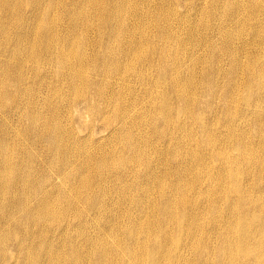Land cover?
Here are the masks:
<instances>
[{
  "label": "bare ground",
  "instance_id": "obj_1",
  "mask_svg": "<svg viewBox=\"0 0 264 264\" xmlns=\"http://www.w3.org/2000/svg\"><path fill=\"white\" fill-rule=\"evenodd\" d=\"M18 1L0 0V264H264V0Z\"/></svg>",
  "mask_w": 264,
  "mask_h": 264
},
{
  "label": "rangeland",
  "instance_id": "obj_2",
  "mask_svg": "<svg viewBox=\"0 0 264 264\" xmlns=\"http://www.w3.org/2000/svg\"><path fill=\"white\" fill-rule=\"evenodd\" d=\"M17 2H19L21 5H20V7H21V9H24V5H23V2L22 1H18V0H16ZM199 2L201 1V0H198ZM203 2L204 1H207V0H202ZM201 1V3H203ZM206 2H204L203 4H205ZM186 6V5H185ZM180 8H182V9H180ZM179 9H180V11H184V8L181 6ZM190 9H192V10H190ZM194 9V10H193ZM197 9H198V7H197ZM186 11H189V12H187V13H189V18H191V19H193V17L195 18V16H196V18H195V20H201V17H202V19H203V15L201 14V16H200V13H198V11L195 9V8H186L185 9V12ZM195 11H197V12H195ZM196 13V14H195ZM194 16H193V15ZM200 19H199V18ZM194 20V19H193ZM60 21V20H59ZM58 21V22H59ZM197 21V29L201 26V28H200V30L202 31V33H203V30H202V28H205L204 27V25H202L203 23H200V22H203V20L202 21ZM61 23H63V21H60ZM60 22L59 23H57V24H60ZM201 24V25H200ZM199 25V26H198ZM29 28H33V25L32 24H30V22L29 21H27L26 23H23V24H21L19 27H18V29L19 30H21V31H23L24 32V30H27L28 32H29V34H28V36L27 37H25V41H29L31 38H32V29H29ZM199 29H198V31H200ZM210 37H211V35H209ZM208 36V40H210V41H216L217 40V36H212L211 38ZM210 38V39H209ZM215 40H214V39ZM11 41V42H10ZM9 42H7L6 43V45L7 44H9L10 46H11V49L8 51V53L10 54V56H14V57H17L19 54H18V51H16V49L15 48H13V44L15 43V41H12V40H10ZM215 43V42H214ZM221 43V41L218 39V41H216V44L218 45V44H220ZM218 48V47H217ZM185 51H187V52H189V48L187 49V50H185ZM214 52H212V54H218V53H220V49L218 48V51L216 50V49H214L213 50ZM202 51H200L199 53L200 54H198V53H196L197 55L196 56H198L199 57V59L200 58H204L205 57V53H201ZM187 54H189V53H186L185 55L186 56H183L182 57V59H186V60H182V61H184V63L183 64H185L186 62H187V64H185V65H187V66H189V63H190V66H193L194 64V67H195V70H194V75L195 76H199V74H201L202 75V73H200L201 71H202V69L205 67H210V66H208V65H203V67L202 66H200V65H202V64H204V61L206 60V61H208L207 63L210 65V63H214L215 62V60H214V58L212 59V57H205L202 61L203 62H201V59L199 60V62L198 63H196L195 62V60L194 59H192V58H190L191 56L190 55H188L187 56ZM203 55V57H202V55ZM200 55H201V57H200ZM186 57V58H185ZM197 57V58H198ZM188 58H190V59H188ZM210 58V59H209ZM188 59V60H187ZM208 59V60H207ZM189 61H191V62H189ZM192 61H194L195 63L193 64L192 63ZM212 61V62H211ZM189 62V63H188ZM191 63H192V65H191ZM241 63H245V62H241ZM197 64V65H196ZM200 64V65H199ZM224 64V63H223ZM211 65H213V64H211ZM226 65H228V64H226ZM225 65V68L227 67ZM199 66V67H198ZM260 66H261V64H260ZM200 67H202V69L200 68ZM5 65H4V63L3 62H0V79L1 80H4L5 81V79L7 78L6 77V75L4 74V72H5ZM196 70H197V72H196ZM196 72V73H195ZM197 74V75H196ZM200 75V76H201ZM224 78H222V80H223ZM225 80V79H224ZM224 80H223V82H224ZM30 81V80H29ZM226 83H227V81H226ZM4 86L6 87V89H7V91H9V81L8 80H6L5 81V83H4ZM10 87L11 88H13L14 86L13 85H10ZM199 89V90H198ZM197 92L195 93L197 96L194 98V94H193V97L192 98H194V99H192V98H190V99H188L189 97H187V102L189 101V102H192V103H188V105H189V108L190 109H194V110H191V113L193 114V116H195V115H198L197 116V120H198V118H200V116H199V114L200 115H202V116H206L205 117V119L203 118V117H201V118H203L202 120H206V118L208 119V120H206V121H210L211 120V116L210 115H208V114H214V113H216L217 115H220L219 113H220V111H219V108L218 109H216V103H214L216 100H213L212 98H210V95L209 96H205L206 98H203L204 100H205V103L203 104V102H204V100H202V99H200L199 97L200 96H198V94H201V92H200V87H198L197 89ZM24 91V90H23ZM41 91H42V95H44V94H46L47 95V92L44 90V89H41ZM18 98V97H17ZM207 99V100H206ZM18 100H19V98H18ZM22 100V103H23V106L26 104V101H25V99L24 98H22L21 99ZM201 100V101H200ZM210 100V101H209ZM213 100V101H212ZM198 102V103H196L197 104V106H195L196 104H195V102ZM65 101H63L62 103H64ZM199 102H201V104L200 105H198L199 104ZM208 102L209 103H213L212 105H210V106H212V107H210L209 105H208ZM187 104V103H186ZM185 104V105H186ZM207 106H206V105ZM22 106V107H23ZM63 106H65V105H62V107ZM199 106V107H198ZM201 106H204L206 109L207 108H209L210 107V110L211 111H206V110H204V112H203V108L204 107H202V109H201ZM22 107H20V108H22ZM195 107H197V109L195 110ZM20 108H18L17 109V111H15V112H17V113H14V114H12V115H10V119H11V121H12V123H13V125L12 126H10L9 128L10 129H18V130H22L23 128H24V126H25V119H23L20 115H21V111H22V109L21 110H19ZM204 108V109H205ZM14 109V108H13ZM213 109H215V110H213ZM200 110V111H199ZM217 110V111H216ZM197 111V112H196ZM204 113V114H201L202 112ZM214 111V112H213ZM193 112H196V114H194ZM199 112V113H198ZM208 112H210V113H208ZM207 113V114H206ZM1 115L3 116L4 115V113L3 112H1ZM210 116V118H208ZM254 118V116H250V123L249 124H251L250 126H248V128H252L251 126L254 124L253 123V120H251V119H253ZM200 120V119H199ZM198 120V121H199ZM73 121V120H72ZM70 121V122H68V124H67V122H66V124L65 125H67V126H69V127H71L72 128V130H73V132L75 133H77V136H80V137H78V138H81L82 137V140L81 139H79V140H75V144H77V142L79 143V144H81V145H83L84 143H85V138L86 137H83V136H85L86 135V133H85V131L86 130H84V128H85V126L86 125H89V122L87 121V118L85 117H83V115L81 114V116L79 117V118H77V122L76 121ZM196 122V121H195ZM200 122H201V120H200ZM74 123V124H73ZM198 123V122H197ZM77 124H79L80 126H77ZM253 126H255V125H253ZM97 129H99V127L97 126L96 127V130ZM249 129H247L246 131L248 132V134H250V132L248 131ZM254 130V129H253ZM255 131V132H254ZM254 131H251V133H253L254 135H255V133H256V130H254ZM234 136H236V134H234ZM252 136V135H251ZM255 138H256V140L258 139V134L256 135V136H254ZM42 140H40V139H38V141H37V143L36 144H33V146H32V148H34V149H32L30 152H31V154H29L28 155V158L31 160V162L30 163H32V166L34 167V166H38V165H43L44 163H45V161L46 160H48L49 158H50V156H51V153L49 154V150L47 151V149H46V145L45 144H42V142L43 143H46V140L44 141L43 140V138H41ZM39 142V143H38ZM39 145V146H38ZM43 147H42V146ZM87 146H88V144H86ZM105 145H107V144H105ZM41 146V147H40ZM43 148V149H42ZM38 150V151H37ZM46 150V151H45ZM42 151H45V152H42ZM34 152V153H33ZM38 152V153H37ZM39 152H40V154H39ZM39 155V157H38V155ZM44 154V155H43ZM48 154V155H47ZM37 155V156H36ZM42 155V156H41ZM91 155L92 156H94V155H96V153L95 152H92L91 153ZM36 158H35V157ZM44 157H46V158H44ZM32 158V159H31ZM40 160H39V159ZM48 158V159H47ZM37 161H40V163L39 162H37ZM43 163V164H42ZM91 165V164H90ZM90 165L88 166V168H90ZM39 166V169L41 168ZM44 168V170H47L48 171V167L46 168V167H43ZM46 168V169H45ZM34 169H36L37 170V167H34ZM55 183L57 184L56 185V187L58 188V190L59 191H64V190H66L67 189V183H62L61 181H59L58 179L55 181ZM124 183V182H123ZM128 185V184H127ZM112 186H115V185H112V183L110 182L109 184H107V188H112ZM126 186V185H125ZM134 186H136V185H134ZM47 189H49V187H46V188H44L43 190H47ZM55 201L58 203V204H60L59 203V201H60V199L58 198V197H56L55 198ZM60 202H62V200L60 201ZM112 204H114V202H111ZM67 205V203H65V206ZM89 218H91V220H96V221H98V222H102V220H103V217H101V215L100 214H91L90 215V217ZM98 222H96V223H98Z\"/></svg>",
  "mask_w": 264,
  "mask_h": 264
}]
</instances>
